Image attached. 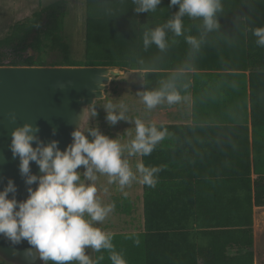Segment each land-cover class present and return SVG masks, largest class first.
<instances>
[{"label":"crops","instance_id":"1","mask_svg":"<svg viewBox=\"0 0 264 264\" xmlns=\"http://www.w3.org/2000/svg\"><path fill=\"white\" fill-rule=\"evenodd\" d=\"M245 2L254 8V17L229 18L223 3L221 27L203 30L202 50L173 44L186 41L190 34L167 35L169 46L163 52L154 44L144 50L155 58L202 51L205 66L198 71L202 75L195 91L182 95L186 99L155 107L157 126L187 128L167 130L168 136L154 149L156 166L163 170L150 210L151 230H147L144 184L139 180L124 187L117 213L101 226L112 234L156 236L155 244L136 245L133 238H124L123 252H116L123 254L126 264L194 260L196 264H250L242 258L247 251L254 253V264H264V47L257 46L252 35V29L264 26V18H257L264 16V0ZM162 4L149 13L155 19H146V26H162L169 20L160 17L162 9L178 11V5L166 3L163 8ZM239 15L235 9V16ZM197 25L202 22L184 19V27ZM253 121L258 124L256 132ZM134 137H125L124 144ZM128 158L133 166L143 162V155ZM88 252L97 260L96 252ZM102 255V263L111 264L109 253Z\"/></svg>","mask_w":264,"mask_h":264},{"label":"clouds","instance_id":"2","mask_svg":"<svg viewBox=\"0 0 264 264\" xmlns=\"http://www.w3.org/2000/svg\"><path fill=\"white\" fill-rule=\"evenodd\" d=\"M132 2L137 13L155 12L161 4V0ZM177 5L178 11L164 25L144 32L145 49L154 44L161 52L165 51L169 46L168 31L175 37L184 35L185 17L201 21L205 33L220 29L223 0H170L169 7ZM252 35L256 38V45L264 47V26L252 29ZM185 39L193 48H200L201 41L196 37L187 36ZM59 86L64 87L63 84ZM140 95L149 110L165 101L174 105L186 99L174 85ZM105 109L110 125L128 120L123 105L118 108L109 102ZM97 115L95 107L90 113L88 107L82 110L79 123L71 133L72 143L63 150L56 139L45 143L39 136V125L33 122H25L12 131L9 148L13 157L20 159L19 171L25 178L29 195L24 200H17V185L12 179L0 190V237L13 246L26 240L30 247L24 254L29 264H33L37 257L43 264H99L104 259L101 255L94 261L86 249L96 253L107 251L111 264H126L123 254L115 251L113 234L98 226L114 208L103 204L97 196L98 174L106 175L109 184L118 183L123 189L138 179V172L141 174L140 183L155 188L157 174L163 167H147L137 161L134 172L127 157L151 155L168 136V131L163 125L158 128L154 123L146 125L136 119L135 137L130 143L122 144L117 138L103 134L98 127L86 126V121ZM10 119L16 120L15 113L10 114ZM55 132L53 128V134ZM30 162L39 166L41 175L32 172ZM81 166L83 172L79 170ZM34 184L38 186L33 188ZM9 193L13 194L11 198ZM134 243L139 245V239Z\"/></svg>","mask_w":264,"mask_h":264},{"label":"trees","instance_id":"3","mask_svg":"<svg viewBox=\"0 0 264 264\" xmlns=\"http://www.w3.org/2000/svg\"><path fill=\"white\" fill-rule=\"evenodd\" d=\"M243 1V0H242ZM223 0L228 8V17L253 18L255 10L246 4V0ZM86 55L84 60H75L71 56V44L64 35L66 17L69 11V0H56L42 6L25 20L16 22L7 35L0 38V66H113L120 69L145 70L144 92L159 90L167 85H174L181 95H187L195 91L198 82V71L204 69L202 51L192 55L176 54L169 57H149L144 52L143 35L146 30L155 26H146V19H155V15L149 12L137 13L132 0H86ZM163 8L170 0H161ZM243 10L241 11L240 9ZM235 9L239 10V16H235ZM256 9V8H255ZM176 11L162 9L160 17L170 19ZM264 18V16H258ZM184 19H189L185 17ZM245 27V26H244ZM253 27V26H251ZM184 35L190 34L201 41L203 47V28L200 25L184 27ZM244 29H249L245 27ZM252 29V28H250ZM167 32V35L171 34ZM247 35V33H245ZM250 35V32L248 33ZM176 47L185 48L189 44L186 41H176ZM193 48L192 45H189ZM46 49L57 54L48 60ZM195 49V48H194ZM32 50L33 54L29 51ZM197 50V49H196ZM247 67L245 66H239ZM238 69V68H232ZM187 85V88H185ZM168 90V89H166ZM254 118V111H253ZM157 126V125H156ZM261 126V125H260ZM160 128V126H157ZM167 130H180L186 125H163ZM258 124L253 121V131L256 132ZM248 131V128H246ZM143 156V163L147 167L156 166L155 156ZM160 173H158L157 178ZM145 211L147 230L150 231V210L154 207L153 200L157 188L144 185ZM115 251L123 252V239H139L140 243L155 244L156 236L151 234H113ZM149 246V245H148ZM107 252V251H105ZM104 251L96 253L97 258ZM108 253V252H107ZM243 260L254 264V253L247 251L242 256ZM0 264H7L0 260ZM99 264H103L102 260ZM189 264H196V260Z\"/></svg>","mask_w":264,"mask_h":264},{"label":"water","instance_id":"4","mask_svg":"<svg viewBox=\"0 0 264 264\" xmlns=\"http://www.w3.org/2000/svg\"><path fill=\"white\" fill-rule=\"evenodd\" d=\"M123 73L124 69L113 66H0V190L12 179L17 185V200L29 195L19 171L20 159L14 158L9 148L15 127L33 122L39 125V136L45 143L56 139L59 147L66 149L72 143L71 133L82 110H90L97 100L103 99L113 77ZM11 113H15V121L10 119ZM30 164L33 173L42 174L35 162ZM12 195L9 193V198ZM29 247L26 240L13 246L0 237V260L29 264L24 254ZM33 264L43 261L37 257Z\"/></svg>","mask_w":264,"mask_h":264},{"label":"rangeland","instance_id":"5","mask_svg":"<svg viewBox=\"0 0 264 264\" xmlns=\"http://www.w3.org/2000/svg\"><path fill=\"white\" fill-rule=\"evenodd\" d=\"M54 1L56 0H0V38L7 35L16 22L25 20L42 6ZM86 18V0H69L64 35L71 44V56L75 60H84L86 55ZM29 53L33 54V51L30 50ZM45 53L48 60L57 56L55 52H51L49 49H46ZM143 85V72L140 71L125 69L123 74L113 77L105 97L97 100L90 107L89 113L95 107L98 115L96 118H90L86 121V126L98 127L103 134L110 138H117L120 143L124 144L125 137L135 134L136 119H140L146 125L155 124V108L147 109L140 95L143 93ZM109 102L118 108L123 105L127 109L128 120H121L116 125H110L106 120L107 112L105 109V105ZM130 165L136 172L135 166ZM79 170L83 172V166ZM136 175L137 180H139L141 174L136 172ZM96 186L98 188L97 196L102 203L114 206L113 211L105 220L107 221L117 213V207L122 202L124 188L121 189L118 183L109 184L108 177L99 174ZM102 224L98 226L101 227Z\"/></svg>","mask_w":264,"mask_h":264}]
</instances>
